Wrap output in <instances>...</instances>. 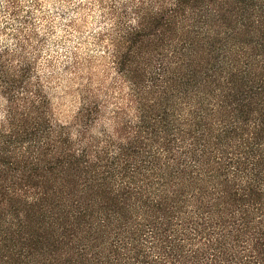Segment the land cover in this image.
I'll return each mask as SVG.
<instances>
[{"label":"trees","instance_id":"trees-1","mask_svg":"<svg viewBox=\"0 0 264 264\" xmlns=\"http://www.w3.org/2000/svg\"><path fill=\"white\" fill-rule=\"evenodd\" d=\"M2 3L0 264H264V0H82L70 123L44 1Z\"/></svg>","mask_w":264,"mask_h":264},{"label":"rangeland","instance_id":"rangeland-1","mask_svg":"<svg viewBox=\"0 0 264 264\" xmlns=\"http://www.w3.org/2000/svg\"><path fill=\"white\" fill-rule=\"evenodd\" d=\"M0 0V16L3 18L2 2ZM31 5L30 0H21ZM43 12L49 15L53 22V32L48 38L46 53L43 60H49L51 65L46 66V71L53 74L50 82V99L55 118L63 123L72 122L78 109V98L76 94L78 82L73 80L67 73L73 52L86 54L92 52L99 54L92 43L91 35L98 30L97 17H89L87 24H82L80 33L69 27V19L72 17L73 8L82 0H66L61 5L59 0H43ZM46 64V63H45ZM106 60L98 62V68L94 72V80L101 78L103 70L106 69Z\"/></svg>","mask_w":264,"mask_h":264}]
</instances>
